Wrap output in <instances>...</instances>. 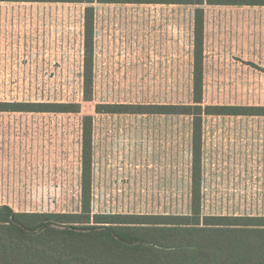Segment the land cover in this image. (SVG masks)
Segmentation results:
<instances>
[{
	"label": "rangeland",
	"instance_id": "1",
	"mask_svg": "<svg viewBox=\"0 0 264 264\" xmlns=\"http://www.w3.org/2000/svg\"><path fill=\"white\" fill-rule=\"evenodd\" d=\"M87 6L91 100L82 94ZM197 7L202 105L264 106V5L0 0V103L79 108L0 111V205L89 224L110 214H190L191 117L95 106L193 104ZM86 115L92 160L85 213ZM201 140V213L264 217V115H204Z\"/></svg>",
	"mask_w": 264,
	"mask_h": 264
},
{
	"label": "trees",
	"instance_id": "2",
	"mask_svg": "<svg viewBox=\"0 0 264 264\" xmlns=\"http://www.w3.org/2000/svg\"><path fill=\"white\" fill-rule=\"evenodd\" d=\"M259 4L264 0H48ZM202 9L194 18L193 104H96V112L187 114L191 117L192 195L190 214H110L96 224L64 213L16 212L0 205V264H264V217L201 213L200 158L204 115H264V106L202 105ZM93 7L84 14V100L93 96ZM77 112V103H0V111ZM84 212L89 208L92 119L82 121ZM244 222V223H241ZM259 227H237L239 225Z\"/></svg>",
	"mask_w": 264,
	"mask_h": 264
}]
</instances>
